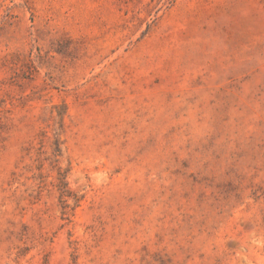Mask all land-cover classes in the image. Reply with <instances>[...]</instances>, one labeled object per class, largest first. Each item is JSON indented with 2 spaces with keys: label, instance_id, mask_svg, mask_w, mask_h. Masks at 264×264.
I'll return each mask as SVG.
<instances>
[{
  "label": "rangeland",
  "instance_id": "obj_1",
  "mask_svg": "<svg viewBox=\"0 0 264 264\" xmlns=\"http://www.w3.org/2000/svg\"><path fill=\"white\" fill-rule=\"evenodd\" d=\"M0 264H264V0H0Z\"/></svg>",
  "mask_w": 264,
  "mask_h": 264
}]
</instances>
